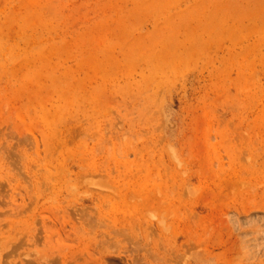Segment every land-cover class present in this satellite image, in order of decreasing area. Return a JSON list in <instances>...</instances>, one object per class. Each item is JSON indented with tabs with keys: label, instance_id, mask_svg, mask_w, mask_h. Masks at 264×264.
Here are the masks:
<instances>
[{
	"label": "rangeland",
	"instance_id": "374dc122",
	"mask_svg": "<svg viewBox=\"0 0 264 264\" xmlns=\"http://www.w3.org/2000/svg\"><path fill=\"white\" fill-rule=\"evenodd\" d=\"M0 264H264V0H0Z\"/></svg>",
	"mask_w": 264,
	"mask_h": 264
},
{
	"label": "bare ground",
	"instance_id": "6f19581e",
	"mask_svg": "<svg viewBox=\"0 0 264 264\" xmlns=\"http://www.w3.org/2000/svg\"><path fill=\"white\" fill-rule=\"evenodd\" d=\"M244 156H245V154H244ZM91 220V219H90ZM86 221V220H85ZM157 260V259H156Z\"/></svg>",
	"mask_w": 264,
	"mask_h": 264
}]
</instances>
